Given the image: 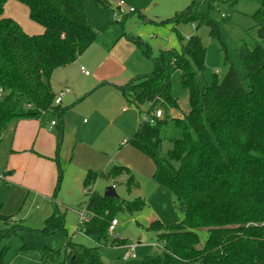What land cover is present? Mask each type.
<instances>
[{
	"label": "trees",
	"instance_id": "obj_1",
	"mask_svg": "<svg viewBox=\"0 0 264 264\" xmlns=\"http://www.w3.org/2000/svg\"><path fill=\"white\" fill-rule=\"evenodd\" d=\"M8 1L0 0V89L4 92L0 98V146L1 134L12 120L47 115L63 118L61 106L54 104L52 77L57 69L75 63L98 39L83 0H15L43 27V33L35 36L5 16ZM93 1L109 7L107 0ZM194 10L193 1L174 20L210 28L225 52L224 64L229 65L225 76L199 90L194 79L206 68L207 50L200 38L191 37L180 53L161 50L153 56L149 50L154 72L119 88L140 115L163 112L153 125L141 122L127 143L150 157L154 181L169 189L185 210L184 220L177 226L160 221L150 224L162 243L161 254L123 264H264V0L253 15L257 34L253 46L237 49L247 86L226 52L223 28L231 22L218 23ZM176 71L189 93L190 110L182 117L171 116L179 110L171 87ZM145 107L147 111H143ZM123 169L115 167L101 177L117 179ZM96 182L97 175L91 172L83 182L89 197L86 210L91 215L83 234L98 246L88 248L69 240L64 264H104L99 249L109 240L112 221L121 213L134 215L144 208L140 197L129 202L98 194L93 189ZM131 183L134 178L127 185ZM10 219L3 214L0 200V221ZM46 225V231L64 229L63 219L56 215ZM199 230L207 233L204 243ZM22 249L39 252L42 264H56L60 256V252L33 244ZM6 250L0 252V264H5Z\"/></svg>",
	"mask_w": 264,
	"mask_h": 264
},
{
	"label": "rangeland",
	"instance_id": "obj_2",
	"mask_svg": "<svg viewBox=\"0 0 264 264\" xmlns=\"http://www.w3.org/2000/svg\"><path fill=\"white\" fill-rule=\"evenodd\" d=\"M83 1L98 39L79 60L57 69L52 77L51 85L57 94L61 88L70 89L61 107L63 118L47 115L43 121L12 120L1 134L0 200L3 214L11 218L0 221V252L7 249L3 255L5 264H42L39 252L22 249L28 244L60 252L56 264H64L69 240L88 248L98 246L80 230L75 231L79 213L89 200L83 186L89 172L97 175L93 189L98 194L104 195L108 186H115L122 200L132 202L140 197L145 202L140 212L116 217L119 224L115 233L99 249L104 264H123L132 243L138 244L134 252L137 260L162 253V243L149 229L150 224L160 221L165 226H177L184 220L185 210L169 189L154 181L155 167L150 157L130 144L120 145L135 136L143 116L116 85L126 86L154 72L149 50L153 56L161 50L180 53L191 37L200 38L207 50L206 68L194 79L199 90L225 76L229 69L223 60L225 52L211 36L210 28L174 20L192 7L193 1L195 12L207 14L218 23L231 22L223 28L226 52L244 85L248 84L237 49L252 47L257 38L253 15L260 0H123L135 10L124 22L123 17L130 13L115 18L120 0H107L109 7L96 5L93 0ZM5 15L30 36L44 31L20 2L9 0ZM81 66L89 76L81 73ZM181 80L179 71L172 74V95L179 102V110L172 112V117H182L190 110L189 93ZM52 119L59 127L63 120V130L48 133L46 126ZM115 167H124L119 178L101 177ZM132 178L134 183L128 186ZM54 215L63 219L64 229L46 231V220ZM198 235L204 243L207 233L199 230Z\"/></svg>",
	"mask_w": 264,
	"mask_h": 264
},
{
	"label": "built area",
	"instance_id": "obj_3",
	"mask_svg": "<svg viewBox=\"0 0 264 264\" xmlns=\"http://www.w3.org/2000/svg\"><path fill=\"white\" fill-rule=\"evenodd\" d=\"M117 11L118 12L115 14V18L116 19L117 18H120L121 15L124 16L127 13H133L135 10L133 8H128L126 6V3L123 0H120L119 3H118ZM119 21H121V20L119 19ZM193 27H195V26L193 25ZM81 71L85 75H87V76L89 75V72L84 67L81 68ZM69 92H70L69 89H65L62 92H60L59 94H57L56 97H55L54 104L56 106H60L61 103H62V101H63V98ZM3 94H4V92L0 89V98H2ZM149 106H151V104ZM162 116H163V112L161 110H156L153 113V116L152 115L150 116V115L144 114L143 115V118H142V122L149 123V124L153 125L155 123L156 119H160V118H162ZM57 125H58V122H57L56 119L51 120L50 123H49V125H48V127H47V131L50 132V133L53 132L54 129H55V127ZM79 216H80L79 223H78L77 227L75 228V231H79L80 230V232L83 234V232H84V225H85L86 222L89 221L91 215L85 209L84 211H82V212L79 213ZM118 224L119 223H118V220L117 219H115V220L112 221V223H111V225L109 227V234L110 235H113L115 233L116 227L118 226ZM137 245L138 244H136V243H132V244L129 245V247L127 249H129L130 251L126 255V258H125L126 261L137 259L136 254L134 253L135 250H136V248H137Z\"/></svg>",
	"mask_w": 264,
	"mask_h": 264
},
{
	"label": "crops",
	"instance_id": "obj_4",
	"mask_svg": "<svg viewBox=\"0 0 264 264\" xmlns=\"http://www.w3.org/2000/svg\"><path fill=\"white\" fill-rule=\"evenodd\" d=\"M5 16H7V15H5ZM7 17H11V16H7ZM82 56H83V55H82ZM82 56H81V57H82ZM81 57H80V58H81ZM80 58H79V59H80ZM79 59H78V60H79ZM82 67H84V66H81V68H82ZM81 68H80V70H81ZM84 68H85V67H84ZM81 73L83 74L82 71H81ZM84 75H85V74H84ZM89 75H90V73H89ZM89 75H88V76H89ZM86 76H87V75H86ZM105 80H106V81H109L108 78H106ZM106 84H108V83H106ZM51 86H52V85H51ZM116 86H117V87H116L117 89L120 88L119 86L123 87V85H116ZM52 89H53V91L55 92V94L57 95V91H56L53 87H52ZM65 89H69V88H68V87H65ZM65 89H64V90H65ZM69 90H70V89H69ZM62 91H63V89L61 88V89L59 90V93L62 92ZM59 93H58V94H59ZM69 93H70V92H69ZM69 93H68V94H69ZM68 94H67V95H68ZM65 97H66V96H65ZM63 101H64V98H63ZM63 101H62V103H61V105H60L61 107L63 106ZM125 111H126L125 108H123V112H125ZM41 120L43 121V118H42ZM52 120H54V119H52ZM20 122H22V121H19L18 123H20ZM63 123H64V121L62 120V121H61V124H60V127H59V125H57V126L55 127V129L59 128L60 130H61V129L63 130ZM48 125H49V123L47 124L46 128L48 127ZM55 129H54V131H55ZM54 131H53V132H54ZM47 132H48V131H47ZM53 132H51V133H53ZM48 133H50V132H48ZM127 142H128V141H126V139H124V140L120 143V145H121L122 147H126L127 144H128ZM60 169H61V168H60ZM154 170H155V169H154ZM84 193H85V191H84ZM1 202H2V201H1ZM11 217H12V216H11Z\"/></svg>",
	"mask_w": 264,
	"mask_h": 264
},
{
	"label": "water",
	"instance_id": "obj_5",
	"mask_svg": "<svg viewBox=\"0 0 264 264\" xmlns=\"http://www.w3.org/2000/svg\"><path fill=\"white\" fill-rule=\"evenodd\" d=\"M104 197L107 198H112V199H119L120 196L118 195L115 186H108L105 190V193L103 195Z\"/></svg>",
	"mask_w": 264,
	"mask_h": 264
}]
</instances>
